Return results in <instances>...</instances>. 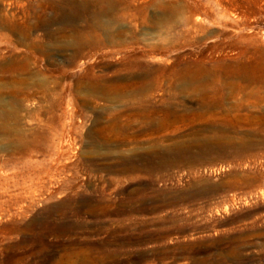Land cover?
I'll list each match as a JSON object with an SVG mask.
<instances>
[{
	"label": "rangeland",
	"instance_id": "obj_1",
	"mask_svg": "<svg viewBox=\"0 0 264 264\" xmlns=\"http://www.w3.org/2000/svg\"><path fill=\"white\" fill-rule=\"evenodd\" d=\"M38 1L0 0V264H264V151L184 109L252 74L264 0H118L93 50Z\"/></svg>",
	"mask_w": 264,
	"mask_h": 264
},
{
	"label": "bare ground",
	"instance_id": "obj_2",
	"mask_svg": "<svg viewBox=\"0 0 264 264\" xmlns=\"http://www.w3.org/2000/svg\"><path fill=\"white\" fill-rule=\"evenodd\" d=\"M117 6L118 0H39L33 12L37 22L28 27L33 29L42 25L47 35L72 36L83 49L112 47L115 44L112 22ZM251 68L249 76L238 73L237 78L208 88L197 107L183 104L187 113L211 117L210 126L218 130V137L228 144L224 145L226 153L239 159L264 151V56H260ZM176 104L183 106L181 102ZM166 112L168 116L174 113L172 110ZM150 116L154 118L152 114ZM161 153L166 157L168 152L162 150Z\"/></svg>",
	"mask_w": 264,
	"mask_h": 264
}]
</instances>
